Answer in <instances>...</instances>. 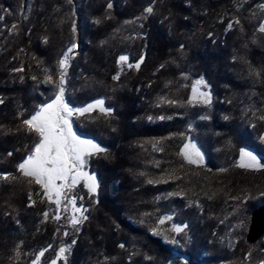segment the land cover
Segmentation results:
<instances>
[{
    "label": "trees",
    "instance_id": "trees-1",
    "mask_svg": "<svg viewBox=\"0 0 264 264\" xmlns=\"http://www.w3.org/2000/svg\"><path fill=\"white\" fill-rule=\"evenodd\" d=\"M233 1L72 0L69 4L68 0H0L3 21L17 26V35L7 37L6 50L0 51V173L16 177L0 179V264H30L37 250L51 244L41 260L48 264L55 257L54 249L70 245L73 239L76 244L67 264H87L92 254L101 264L264 260L260 239L251 244L245 241L250 211L264 202V196L247 204L243 231L232 249L212 239H198L192 228L187 229L181 246L151 233L163 225L171 228L173 222L193 224L192 218L174 216L178 206L158 200L167 190L184 196L199 190L209 196L210 209L218 211L230 194L264 189V168L238 167L242 147L264 160L260 140L264 137V33L257 31L251 13L258 0H250L236 13L238 25L222 30L216 19ZM149 5L154 12L147 19L125 23ZM1 39L6 34L1 33ZM72 43L78 47L69 62L65 101L79 107L104 99L113 110L108 118L98 112L72 118L78 133L108 149L106 156L88 158L85 166L97 174V192L90 196L80 185L71 192L79 204L89 207L84 213L88 219L79 225L78 233L64 223V217L59 223L44 221V211L51 217L55 204L46 199L40 202L35 195L39 186H29L17 170L37 137L16 129L41 104L55 98L57 89L46 82V76L58 80L56 62ZM120 55H127L130 63L141 55L145 59L139 70L126 65L121 70ZM117 72L120 78L113 80ZM201 77L213 97L211 113L216 123L213 149L207 151L204 167L187 163L179 154L187 139L200 140L195 130L199 113L187 100ZM164 95L176 104L156 108L155 101ZM160 115L171 119H148ZM154 139L160 142L155 149L150 145ZM175 174L177 179H173ZM172 175L167 185L161 183ZM148 180L160 182L149 184ZM30 191L36 201L31 206ZM165 216L172 219L160 225L158 220ZM64 231L69 235L64 236Z\"/></svg>",
    "mask_w": 264,
    "mask_h": 264
},
{
    "label": "snow or ice",
    "instance_id": "snow-or-ice-1",
    "mask_svg": "<svg viewBox=\"0 0 264 264\" xmlns=\"http://www.w3.org/2000/svg\"><path fill=\"white\" fill-rule=\"evenodd\" d=\"M154 2L155 0H153V3ZM68 3L71 4L72 0H68ZM107 7L111 9L113 7L112 3H109ZM260 8L264 9V4L260 5ZM153 12V7L149 5L144 8L139 17H136L133 21H125V23H135L136 20L147 19V17L153 14ZM2 19L3 16H0V20ZM95 22L99 23V21ZM234 23L238 25L240 21L238 19L234 22L229 21L227 29H232ZM15 27L16 25H13V28ZM76 31L77 26L75 21H73L72 32L75 33ZM257 31L264 33V22L260 24ZM209 35L211 36V33H209ZM45 42H47V38H45ZM77 47L78 45L76 43H72L57 60L56 75L59 77L58 80H54L53 75L46 76V82L54 83L55 88L57 89L55 99L50 103L39 106L35 114L31 115L29 118L23 119L21 125L17 127L16 131H24L34 134L37 137L27 157L17 165V170L21 176L26 179L29 186L33 184L39 186L40 190L37 191L35 195L40 198V202H44L46 199L49 204H55L56 210L51 217L47 210L44 211V221L52 219L59 223L62 219L61 211L68 212V205H71L72 215L70 217H64V219H66L75 232L78 233L80 230L79 225H82L84 221L88 219V216L84 214L88 209L84 208L83 205L77 207V198L70 197L69 193L72 192L81 182H83V185L90 196L97 192V189L99 188L97 174L87 172L84 169L88 163V158L93 156L98 157L101 154L106 156L108 154V149L92 139L80 138L73 131L72 118L86 115L91 117L93 112H98L100 116L108 118L112 116L113 110L105 106L104 99H96L95 101L81 107H73L65 102V81L70 66L69 62L73 59ZM181 48H183V46H181ZM144 59L145 57L141 55L138 61L130 63L127 55H120L117 64L121 66V70L124 65L130 69L135 68L136 70H139ZM163 67L164 65L161 64L160 68ZM15 71H22V69H16ZM45 71L47 72L48 70L45 69ZM251 71L253 74L257 76L259 75V72L255 69H252ZM119 78L120 72H117V74L113 76V80H118ZM200 87H203L204 89L209 87L203 77L194 82L192 95L187 100L188 105H194L197 103L204 105L211 104V93L209 91H200ZM160 101L161 103H167L169 105L176 104V101L166 100L164 97H161ZM0 103H3V101L0 100ZM207 118V116L201 117V119ZM148 119L163 120L171 119V117L149 116ZM225 119H227V117H225ZM261 119H264V116H262ZM180 135L183 136V133ZM262 139H264V137H262ZM158 143L160 142L156 141L153 143L154 149ZM179 154L189 164L199 163L203 159L199 149H197L196 145L191 141L183 146ZM8 155L11 156L12 153L9 152ZM238 167L260 170L261 168H264V163H262L252 151L242 147L240 149V162L238 163ZM141 175H143V173H141ZM0 179L9 180L16 179V177L7 174L0 176ZM158 182L160 181H147L149 184ZM261 196H264V192L261 193ZM28 199L30 201L29 206L36 203V201L33 200V193L31 191L28 194ZM79 199H83V197H79ZM171 219V216H165L160 218L158 223L163 225L166 220ZM187 228V224H173L172 227L167 230H155V232L157 235L163 232L165 239H169L167 233H174L175 235L171 237V240L173 243H176L177 236H180L181 234L187 236ZM60 230V227H57L56 231L60 232ZM63 235L68 236L69 233L64 231ZM75 244L76 240L73 239L70 245H62L59 248L54 249L55 257L52 258L48 264H58V261H64L65 264H67L68 256L71 254V247ZM52 247L53 246L49 244L46 248L37 250L36 254L31 259L30 264H41L42 257H44L45 253L52 249ZM120 247L124 248V244H121ZM16 248L18 250L19 245H17ZM16 255L17 257L19 256V251L16 252ZM184 264H188V262L185 261ZM261 264H264V261H262Z\"/></svg>",
    "mask_w": 264,
    "mask_h": 264
},
{
    "label": "rangeland",
    "instance_id": "rangeland-1",
    "mask_svg": "<svg viewBox=\"0 0 264 264\" xmlns=\"http://www.w3.org/2000/svg\"><path fill=\"white\" fill-rule=\"evenodd\" d=\"M249 1L250 0H234L231 3V5H229L228 10H225L224 12H222L221 15L216 19V22L220 24V27L222 25V30L224 32L228 30L227 25H228L229 21L234 22L235 20H237L236 13L238 11H240L241 9L243 10V8L247 5V3ZM262 4H264V0H258L256 2V4L253 6V8L251 9V13L254 15V20H256V25H258V26H260V24L262 22H264V9L260 8V5H262ZM27 7H28L27 4L24 5V9H23L24 11L22 12L23 14H24V12H26ZM3 20H4V17L2 20H0V34L1 33L6 34V39L0 40V51L6 50V46L8 45L7 39L9 37H15L17 35V29H16L17 26L15 28H13V25H16V22H11V24H9V23L7 24ZM223 24H225L224 27H223ZM214 27L217 29L216 26H214ZM199 90L200 91H207L203 87H200ZM164 96H161V97H164ZM161 97H159L155 101V106L158 109H162L163 107L169 106V104H167V103H161V101H160ZM164 98L166 100H170V97H168V96H165ZM212 99H213V97H212ZM51 101H49L47 103H50ZM91 102H93V101H91ZM91 102H89V103H91ZM47 103H44V104H47ZM44 104H41V105H44ZM70 106H72V105L70 104ZM191 106L195 107L196 112L199 113V116L196 120L197 126L195 127V130H196V132H198V134L200 136V138H199L200 140L196 141L194 139L193 140L187 139L186 142L184 143V145L186 143H188L189 141H191L193 144L196 145V147H197V149H199L203 159L199 163H194V165L200 164L204 167V164H205L206 159H207V151L213 149L212 145H213V139L215 136L214 134L216 131V129H215L216 123H215V121H213V119L215 118V115L213 116L211 113V112H213V109H212L213 100H211L210 105H204V104L197 103V104H194ZM79 107H81V106H79ZM160 116H158V117H160ZM202 116H207L208 118L207 119H201ZM73 131L82 139H92L90 136L78 133L74 129V126H73ZM260 140H261V142H264V139L261 138ZM156 141L157 140H155V139L153 141H150V145L153 147V143H155ZM245 149L252 151L249 148H245ZM252 152H253V154H255L257 156L258 159L261 160L262 163H264V160L260 157V155L256 154L254 151H252ZM239 162H240V156L238 158V163ZM84 170L87 172H90L87 169H84ZM90 173H92V172H90ZM3 175H5V174L0 173V176H3ZM178 177L179 176L175 174V178H173V175H172L169 178L162 179L161 183L164 185H167L169 183V181H171L170 180L171 178L177 179ZM78 185L84 186L83 182H81ZM262 192H264V189L258 190V192L255 194L253 192L251 193L249 191L248 192L247 191H240V192L230 194L229 196H227L224 199V201L222 202V205L218 208V211L217 210L213 211L214 208L210 209V207H209V199L210 198H208L209 196H207V194L205 195L203 192H201L199 190L190 196H184L182 193H180L179 191H176V190H170V191L167 190V192L165 191L164 193L160 194V196L158 197V200L162 201V202H166V203L170 204L171 206L173 205V207H174V205L178 206L179 210L177 212H175V208H173V213L175 212L174 216L178 220L182 217L192 218L193 224L188 226L187 229L192 228L190 230L194 231V235H196L198 239H206V238H207L206 240L212 239V240H215L214 242H216V244L219 245L220 247H224L226 249H232L234 247V245L236 244L237 240L239 239V237L241 236V233L243 231V225L245 223L244 218H245V214H246L247 204L249 203V201H254V200L260 198ZM69 196L75 197L74 195L71 194V192L69 193ZM81 205L82 204H79L78 200L76 199V206L79 207ZM83 207L86 209H89V207H86V205L85 206L83 205ZM62 208H63V205H62ZM68 208H69L68 212L61 211L62 217H70L72 215V210H71L72 206L68 205ZM251 211H250V213H251ZM249 218H250V215H249ZM64 223L67 224L68 226H71L66 219H64ZM173 224H186V223L178 221V222H173ZM167 229H169L168 226L163 225L162 227L153 229L151 233H154L155 235H157L155 230H167ZM187 229H186L187 236H185L184 234H181L180 236L176 237L177 246H181L183 240L186 237H188ZM246 231H247V229H246ZM167 235L169 236V239H165V235L163 232H161V234H159L158 236L161 237L163 241L170 240L172 242L171 237L175 234L169 232V233H167ZM259 239H260L261 244H264V233L257 240H259ZM192 243H193V239H190L189 244L191 245ZM258 259L257 260L254 259L251 261L248 257H246L243 260L232 261L230 263H225V264H247V263H249V264H251V263L261 264V262L264 261V260H261L258 262ZM86 260H87L86 261L87 264L88 263H90V264H101V259L96 258V255H93V254L91 256L88 255ZM58 264H59V261H58Z\"/></svg>",
    "mask_w": 264,
    "mask_h": 264
},
{
    "label": "water",
    "instance_id": "water-1",
    "mask_svg": "<svg viewBox=\"0 0 264 264\" xmlns=\"http://www.w3.org/2000/svg\"><path fill=\"white\" fill-rule=\"evenodd\" d=\"M264 233V202L252 209L245 234L248 244L255 242Z\"/></svg>",
    "mask_w": 264,
    "mask_h": 264
}]
</instances>
